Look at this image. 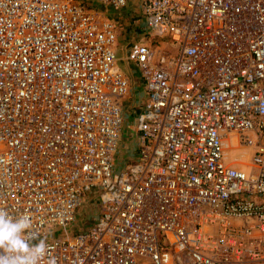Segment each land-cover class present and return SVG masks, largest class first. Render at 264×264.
Here are the masks:
<instances>
[{
  "label": "built area",
  "instance_id": "1",
  "mask_svg": "<svg viewBox=\"0 0 264 264\" xmlns=\"http://www.w3.org/2000/svg\"><path fill=\"white\" fill-rule=\"evenodd\" d=\"M134 6L176 55L117 57ZM121 62L145 102L116 171ZM0 209L30 218L41 264H264V0H0Z\"/></svg>",
  "mask_w": 264,
  "mask_h": 264
},
{
  "label": "rangeland",
  "instance_id": "2",
  "mask_svg": "<svg viewBox=\"0 0 264 264\" xmlns=\"http://www.w3.org/2000/svg\"><path fill=\"white\" fill-rule=\"evenodd\" d=\"M135 7L136 6H134L132 9H129L127 11L117 12V14L120 13V15H123L125 18H130L131 21L136 22L135 26H129V27H126V24L124 23L125 24L124 29L126 30V33L124 34L125 37L123 39H119V43L117 44L119 46V47L117 46L116 49L117 57H122V55L124 54V49L128 51L132 44L146 42L148 40L150 43L153 44L152 45L153 47L152 46L151 47L155 49L156 53L176 55L177 48L175 46L168 43L169 46L164 47V44L163 45L160 44V42L164 40L154 37L151 34L145 35V26L143 23V18L140 13L141 12L140 8L136 7L135 9ZM93 8H95L94 5ZM121 37H123V35ZM118 68L120 69L121 72H123V74L128 75V77H130L128 68L123 62L120 63ZM122 107L125 116L123 118L124 120H123L122 135L118 143L117 151L114 155V164L116 171L123 170L126 164L136 161V152L138 146V135L135 133V127H134L137 107L136 105H134L131 98L129 99L123 98L121 100V110ZM226 151L227 154H229V156L233 158L232 163H234L237 166L240 165V167L243 169L249 167L248 149L232 148L229 144H227ZM95 193H96L95 191H92L84 198H82L80 206L75 213V220L72 226V228H74L75 230H78L79 225H83V223L85 222L89 223V221L92 222L97 218V214L95 213L94 210L95 201L94 199H92ZM46 232L48 233V236L56 237L62 232V229L49 225L46 227Z\"/></svg>",
  "mask_w": 264,
  "mask_h": 264
},
{
  "label": "clouds",
  "instance_id": "3",
  "mask_svg": "<svg viewBox=\"0 0 264 264\" xmlns=\"http://www.w3.org/2000/svg\"><path fill=\"white\" fill-rule=\"evenodd\" d=\"M27 215L11 216L0 209V264H41L48 252L45 239L30 234Z\"/></svg>",
  "mask_w": 264,
  "mask_h": 264
},
{
  "label": "crops",
  "instance_id": "4",
  "mask_svg": "<svg viewBox=\"0 0 264 264\" xmlns=\"http://www.w3.org/2000/svg\"><path fill=\"white\" fill-rule=\"evenodd\" d=\"M114 17H116L119 21L125 22V24L128 26H132V24L134 26L136 25V22L131 21L130 18H125L123 15H120V13L119 14L115 13ZM124 37L125 36L123 35V37H121L120 39H123ZM126 66L128 68V72L130 74V77H128V75H126L129 78V91H128L127 96L124 98H126V99L131 98L134 105H136V107H137L136 114H135V117H136V115L140 112V110L142 109V107L144 105L145 92H144L143 85H142V82L139 78V74H138V71L136 70V68H134L132 65H126ZM124 116L125 115L123 113V107H122V118H124ZM134 127H135V121H134ZM122 129H123V126H122ZM135 133H136V131H135ZM121 135H122V131H121Z\"/></svg>",
  "mask_w": 264,
  "mask_h": 264
},
{
  "label": "bare ground",
  "instance_id": "5",
  "mask_svg": "<svg viewBox=\"0 0 264 264\" xmlns=\"http://www.w3.org/2000/svg\"><path fill=\"white\" fill-rule=\"evenodd\" d=\"M165 41V40H164Z\"/></svg>",
  "mask_w": 264,
  "mask_h": 264
}]
</instances>
